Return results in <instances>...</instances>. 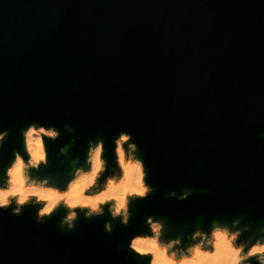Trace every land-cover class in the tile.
I'll use <instances>...</instances> for the list:
<instances>
[{"label": "water", "instance_id": "obj_1", "mask_svg": "<svg viewBox=\"0 0 264 264\" xmlns=\"http://www.w3.org/2000/svg\"><path fill=\"white\" fill-rule=\"evenodd\" d=\"M34 120L60 130L38 175L62 185L97 138L111 160L126 130L155 191L111 235L107 212L65 233L62 210L42 224L0 210V264H145L117 245L146 214L171 236L234 217L262 234L264 0H0V173Z\"/></svg>", "mask_w": 264, "mask_h": 264}, {"label": "clouds", "instance_id": "obj_2", "mask_svg": "<svg viewBox=\"0 0 264 264\" xmlns=\"http://www.w3.org/2000/svg\"><path fill=\"white\" fill-rule=\"evenodd\" d=\"M64 128L72 131L69 124ZM7 135L8 129L0 130V147ZM20 135L23 149L12 150L0 173V210L10 209L20 215L25 205L31 206L36 222L41 224L62 210L56 224L65 233L75 228L81 216L92 219L107 212L103 230L111 235L113 221L117 226H127L134 202L155 191L147 182L148 170L129 131L120 130L112 137L111 160L105 155L103 139L88 140L82 162L78 158L70 162V174L62 185L37 174L41 166L48 165L47 144L59 137L60 130L34 120L20 130ZM68 147L61 146L59 152L66 153ZM192 191L185 188L163 195L185 200ZM143 224L144 230L134 231L126 243L117 246L133 253L134 258H142L145 264H264V226L257 227L256 232L262 233L257 235L243 223V217L211 219L206 228L197 225L186 237L168 235L163 218L153 214H146Z\"/></svg>", "mask_w": 264, "mask_h": 264}]
</instances>
